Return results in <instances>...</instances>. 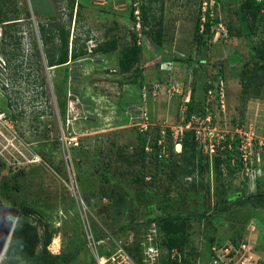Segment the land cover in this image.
Returning a JSON list of instances; mask_svg holds the SVG:
<instances>
[{
  "label": "rangeland",
  "instance_id": "374dc122",
  "mask_svg": "<svg viewBox=\"0 0 264 264\" xmlns=\"http://www.w3.org/2000/svg\"><path fill=\"white\" fill-rule=\"evenodd\" d=\"M74 1L71 40L75 35L88 36V49L93 50L97 44L114 39L119 50L130 44L132 34L138 38L136 21L129 18L131 0ZM161 1L164 2L162 47L156 49L141 32L138 68L144 92L138 86L120 85L125 77L118 69V51L101 55L88 52V56L62 66L50 68L42 63L38 67L41 62L34 56L32 45L39 44L37 24L48 20L46 15L38 13L54 12L65 21L68 0L8 1L21 11L16 27L21 57L8 64L0 53V108L14 121L12 134L17 137L14 150L25 154L26 159L14 153V158L20 160V169L13 170L7 168L3 159L5 154L11 156L5 151L0 154L4 165L0 169V200L21 215L10 217L14 227L8 244L13 243L17 255L7 256L6 249L0 264H44L47 254L67 259L80 246H84V262L106 264L103 255L115 251L113 245L109 247L105 240L91 250L88 238L100 237L102 241L110 235L123 246L131 247L136 239V225L150 220L158 224L161 239L168 227L176 235L184 234L187 244L191 237L204 259L207 254L203 246L210 236L225 240L232 237L245 240L250 249L247 259H251L247 264H264V200L255 204L247 201L255 187L248 186L241 172L217 180L210 161L205 160L195 184L191 186L187 179L183 189H175L170 197L151 180L148 184H135L132 189L124 185L128 182L124 170L136 157L140 137L146 138L148 147L161 126L176 125L185 116L181 101L188 89L199 102L203 99L204 83L220 68L225 78L226 111L219 126L229 133L234 132L236 124L243 125L242 129L249 128L256 140L264 143V87L258 99L240 97V72L254 63L245 37H229L226 41L211 37L206 48H198L193 35L200 0ZM215 1L219 3L223 23L237 27L233 0ZM135 2L138 10L142 3L148 4V0H132V6ZM159 6L160 2L152 4L156 16H160ZM6 42L10 46L12 39ZM167 57L171 66L161 70L160 64ZM203 60L210 62H206L204 71L199 63ZM157 82L163 84L152 95ZM164 84L177 92L168 93ZM143 112L148 120L145 134L139 131ZM175 151L179 153L181 148L177 151L176 146ZM259 158L258 195L261 196L264 151ZM99 174L110 179L111 185L124 188L123 205H116L117 196L110 190L111 185L101 187ZM223 186L230 203L222 207L224 212L215 214L218 219L214 220L212 207H216L219 199L215 190ZM190 212L199 214L197 217L202 220L189 223ZM168 217L175 220L171 226L165 222ZM47 233L52 236L45 246ZM55 237L59 248L53 253L51 244ZM244 258L239 255L237 260L243 262Z\"/></svg>",
  "mask_w": 264,
  "mask_h": 264
},
{
  "label": "trees",
  "instance_id": "16d2710c",
  "mask_svg": "<svg viewBox=\"0 0 264 264\" xmlns=\"http://www.w3.org/2000/svg\"><path fill=\"white\" fill-rule=\"evenodd\" d=\"M8 1L9 0H0V24L3 28V39L1 40L2 45L0 46V53L5 57L7 63L9 64L10 62L21 57V41L20 37L17 35L18 29H16L21 19L19 14L21 11L16 9V5H13ZM155 2H160V16H156L154 14L152 4ZM233 2L235 4L234 15L236 17L238 26L235 27L232 23H229L227 25L223 23L227 28L228 38L245 37V40L249 45L250 53L254 58L252 67L245 68L240 72V97L242 100H245L247 98L258 99L260 96V89L264 87V15L261 13L263 5L262 3H257L256 0H233ZM130 3L131 12L129 14V18L135 21V17L132 14V11L134 10L132 6V0ZM163 3L164 2L161 0H148V4L142 3L139 8V23L141 32L143 35L147 36L150 39L151 43L156 49H160L164 43V29L162 26V12L164 6ZM216 3L219 6V3ZM74 5V0H68L67 9L69 10V12L67 14V20L65 21H63L61 18L56 17L54 12L38 13L46 15L48 19L44 23L37 24L39 44L34 42V45H32L34 56H36V58H38V60H40L41 62L38 67L41 68L42 63L50 68L62 66L70 61H76L88 56V52H94L98 55H101L118 51V69L119 72L125 77L119 82L120 85L124 86L131 84L133 86H138L140 90H143V88L141 87L142 74L141 70L138 68V64L140 63V56L142 53V47L141 45H137V37L135 36V34L131 35L130 44L119 50L118 43L114 39L97 44L96 48H94L93 50L88 49L87 43L90 40L88 36L82 37L75 35L72 40L70 38V26L74 12ZM76 15L80 16V13H77ZM198 19L193 39L198 48H206L208 46V41L212 37V35L209 32L208 25H206L205 31L202 34L199 33ZM11 29H13V31L10 35ZM8 35L10 36L8 37ZM8 38L12 39V43L10 46H6V40ZM176 59V61L181 62L179 58ZM162 61L171 62L170 57L164 58ZM206 62L210 63L207 60L199 61L203 71L205 65H207ZM219 73L225 80L221 68L219 69ZM160 83L163 84L162 82ZM144 91L146 90H143V92ZM203 91L204 94L207 91L206 82L204 83ZM146 93L148 94V92ZM202 105L203 99L197 102L193 92L190 95L189 102L187 103V110L185 113L186 119H188L193 113L202 112ZM158 138L159 130L155 141L150 143L148 146L155 150ZM145 143L146 138L140 137V145L138 152L136 153V157L130 164L129 168H126L124 170L125 176L128 177V182H125L124 185L128 189H132L133 185L135 184H148L151 180L152 183H158L159 186L166 192L167 196L170 197L171 193L175 191V189H183V183L187 179H189L190 181L189 184L193 186L195 184V178L197 174H199L203 169L204 161L209 160L208 156L202 155V153L198 150L197 143L194 140L193 131H186L184 133V136L180 142L181 152L179 153L174 152L173 145L170 140V134H167L169 153L167 159L162 161H160L154 153H147L145 151L147 144ZM227 143H229V137L227 139ZM232 145V150L225 149L221 151L219 148H217L216 153L213 155L212 159L209 160L217 180H220L223 176H233L241 172L242 170V164L239 159L240 153L237 150L238 141L235 140L234 142H232ZM232 159H235L234 165L231 164ZM3 166L4 165L2 164V162H0V169ZM120 173H123V171H121ZM99 178L101 181V187H108V185H111L110 179L105 177L104 174H99ZM259 182L260 181L257 180L254 191L251 193L252 195L247 197V201H250L254 204L260 200H264V194H262L261 196L258 195ZM218 188L219 189L215 190V197H218L219 199L216 202V207H212L214 214H212L211 217H213L214 220L218 219V216H215V214L218 212H224L225 210H223L222 207H226L230 203V199H228L224 190L225 187L223 186V188ZM110 190L117 196L116 205H123L126 197L124 188H122L118 184H114L111 185ZM177 214H181V212L177 211ZM197 216H199V214L190 212V215L187 216L189 218L188 222H200L199 220L202 219H198L199 217ZM168 218L170 219L165 220V222L168 223V226H171V221L175 223V220L172 217ZM151 222L155 221L150 220L136 225L135 242L131 245V247L124 245L125 250L132 256L136 264H141V254L139 246L141 234L147 229L148 225ZM156 226L160 235V229L157 223ZM172 226L174 228L176 227V225L174 224ZM168 229L169 231L167 232V234L163 236L162 239L160 235L161 240L159 239V246L163 252L162 264H167V262L169 261V257L166 253L174 248L178 249L181 253L184 254L183 264H196V261L198 259H200L201 261H206L208 259L211 253V248L213 246H217L218 248L229 245L238 247L241 242H245V240L239 241L237 239H233L232 237H230V239L228 240H225V237L215 239L213 236H210L208 238L207 245L205 247L203 246V250L206 251L205 254H207L206 259H204L198 248H196V246H193L191 237L190 244H187L186 239L184 238V234H182V236H179L176 235L175 231L171 229V227H168ZM122 230H124V228H122ZM51 236V233L46 234L45 246L49 244ZM95 240L98 241L101 239L100 237H96ZM83 252L84 246H80L76 247L74 252L67 259H62L59 256H51L50 254H47V260L44 264H87L86 262H84ZM6 254L7 256L17 255V250L12 242L8 244ZM104 256H107L106 253L103 255V257ZM88 264L97 263L95 261H91ZM173 264L177 263L173 262Z\"/></svg>",
  "mask_w": 264,
  "mask_h": 264
},
{
  "label": "built area",
  "instance_id": "2783aa9c",
  "mask_svg": "<svg viewBox=\"0 0 264 264\" xmlns=\"http://www.w3.org/2000/svg\"><path fill=\"white\" fill-rule=\"evenodd\" d=\"M257 3H262L263 7L261 13L264 15V0H256ZM138 4L135 2L133 8L135 9L133 15L136 21V27L138 32L137 45H140L141 31H140V16L138 10ZM198 26L199 33L202 34L205 31L206 25L209 26V32L212 35V39L218 41H226L228 38V31L226 26L222 22V18L219 14V6L215 0H201L198 10ZM218 16V17H217ZM216 36V37H215ZM2 26L0 24V40H2ZM215 37V38H214ZM214 41V42H215ZM171 66L170 62H163L160 64V69L169 68ZM1 68V65H0ZM170 83V82H169ZM168 83V84H169ZM164 84V88L168 93L174 94L177 92L175 88ZM167 85V86H166ZM162 84L157 82L152 87V95H156L160 91ZM207 91L204 94L202 112H197L191 114V116L186 119V116L179 119V122L173 126H161L159 128V138L156 142L155 150L151 147H146L145 151L148 153H154L157 158L162 161L168 157V143L167 134H170V140L173 145L174 152L176 145L181 146V140L186 131L194 132V140L197 143L198 150L204 156H208L209 160L212 159L213 155L216 153L217 148L222 150H232V142L238 141L239 159L242 164L241 174L247 180L248 186L251 188L255 187V184L259 178L261 167H259L260 154L264 150V143L261 140L257 141L253 132L242 129L243 125L236 124L234 132H225L219 126V122L222 120V116L225 115L226 103H225V80L219 73V70L215 71L212 76L206 80ZM186 97L181 101L182 110L186 113L187 103L190 100L191 90L188 89ZM144 120L139 131L141 133L148 132V120L146 114L143 112ZM13 119L10 115L2 108H0V154L7 152L11 157L6 154L4 156V161L6 162L7 168L10 167L13 170L20 169V160L14 158V153H17L16 144L14 143L15 136L12 134L13 130ZM229 137V143L227 139ZM260 144V145H259ZM177 153V152H176ZM22 155L23 159H26V155L22 154L20 151L17 153ZM14 158V161L12 160ZM231 164H235V159L231 160ZM82 202V201H81ZM160 235L157 230L155 222H151L147 229L142 232L139 246L141 254V264H162V250L159 246ZM107 240L115 251L111 252L110 255L104 256L106 264H136L132 256L125 250L123 244L118 240L115 241L110 235L105 237V239L96 241L95 238L90 236L88 238L89 248L96 249V246L104 244ZM236 246L229 245L224 247L213 246L211 248L210 256L206 261H201L198 259L196 264H247V259L250 249H248L247 244L242 242L239 244L238 249ZM238 250V251H236ZM244 253L241 254L240 252ZM169 261L167 264H183L184 254L178 249H171L167 252ZM239 255H243L244 261L237 260ZM167 261V259H166ZM241 261V262H240Z\"/></svg>",
  "mask_w": 264,
  "mask_h": 264
},
{
  "label": "water",
  "instance_id": "95a60500",
  "mask_svg": "<svg viewBox=\"0 0 264 264\" xmlns=\"http://www.w3.org/2000/svg\"><path fill=\"white\" fill-rule=\"evenodd\" d=\"M20 216L17 211L5 206L0 200V260L7 249L11 231L14 227V222L10 217L18 218Z\"/></svg>",
  "mask_w": 264,
  "mask_h": 264
},
{
  "label": "bare ground",
  "instance_id": "6f19581e",
  "mask_svg": "<svg viewBox=\"0 0 264 264\" xmlns=\"http://www.w3.org/2000/svg\"><path fill=\"white\" fill-rule=\"evenodd\" d=\"M176 146H177V151H180V148H181L180 145L177 144ZM58 248H59V241L55 237L54 240H53V242H52V244H51V249H52L53 253L57 252ZM100 262H102L101 259H100Z\"/></svg>",
  "mask_w": 264,
  "mask_h": 264
}]
</instances>
